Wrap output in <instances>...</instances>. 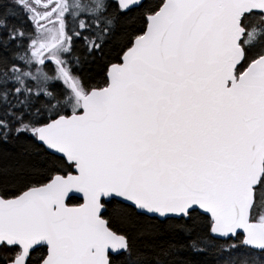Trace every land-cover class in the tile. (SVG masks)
<instances>
[{"label": "snow or ice", "instance_id": "1", "mask_svg": "<svg viewBox=\"0 0 264 264\" xmlns=\"http://www.w3.org/2000/svg\"><path fill=\"white\" fill-rule=\"evenodd\" d=\"M0 264H264V0H0Z\"/></svg>", "mask_w": 264, "mask_h": 264}, {"label": "trees", "instance_id": "2", "mask_svg": "<svg viewBox=\"0 0 264 264\" xmlns=\"http://www.w3.org/2000/svg\"><path fill=\"white\" fill-rule=\"evenodd\" d=\"M72 203H80V200L76 197H73Z\"/></svg>", "mask_w": 264, "mask_h": 264}, {"label": "water", "instance_id": "3", "mask_svg": "<svg viewBox=\"0 0 264 264\" xmlns=\"http://www.w3.org/2000/svg\"><path fill=\"white\" fill-rule=\"evenodd\" d=\"M76 198H78L80 200V202H82V194H77L76 196H74Z\"/></svg>", "mask_w": 264, "mask_h": 264}]
</instances>
